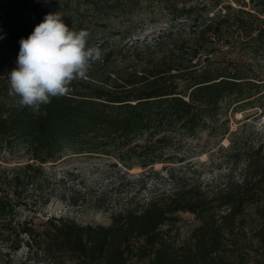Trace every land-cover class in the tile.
I'll use <instances>...</instances> for the list:
<instances>
[{
	"label": "trees",
	"instance_id": "1",
	"mask_svg": "<svg viewBox=\"0 0 264 264\" xmlns=\"http://www.w3.org/2000/svg\"><path fill=\"white\" fill-rule=\"evenodd\" d=\"M56 11L87 30L103 57L69 95L34 113L9 95L7 74L20 39ZM163 17L154 33L133 36L138 20ZM0 36V151L18 159L0 166V221L12 220L21 190L48 162L86 152L113 155L114 166L150 165L171 133L194 134L222 101L264 94L248 72L264 58V0H0ZM186 211L199 224L180 239L172 226ZM9 225L11 247L35 249L47 264H264L249 256L264 249V143L247 152L237 178L157 194L108 225L61 216L41 229L26 219Z\"/></svg>",
	"mask_w": 264,
	"mask_h": 264
},
{
	"label": "rangeland",
	"instance_id": "2",
	"mask_svg": "<svg viewBox=\"0 0 264 264\" xmlns=\"http://www.w3.org/2000/svg\"><path fill=\"white\" fill-rule=\"evenodd\" d=\"M167 22L164 17L156 25L138 20L133 36L150 35ZM251 64L250 76L255 74L256 81L264 84V58ZM169 142L160 160L146 166L137 162L130 168L120 163L114 166L113 155L86 152L46 163L35 182L21 190V204L12 220L0 221V264H47L35 249L11 247L5 229L10 222L26 219L41 229L48 217L61 216L80 224L108 225L113 214L137 207L157 194L192 183L211 190L230 177L237 178L247 152L264 143V94L245 102L222 101L217 113L205 119L194 134L178 129L170 134ZM16 157L0 151V166L13 167ZM246 216L251 218V210ZM178 218L172 232L185 239L199 220L187 211L178 212ZM249 256L264 257V249H250Z\"/></svg>",
	"mask_w": 264,
	"mask_h": 264
},
{
	"label": "clouds",
	"instance_id": "3",
	"mask_svg": "<svg viewBox=\"0 0 264 264\" xmlns=\"http://www.w3.org/2000/svg\"><path fill=\"white\" fill-rule=\"evenodd\" d=\"M63 17L60 11L46 14L32 33L19 41L16 67L7 79L9 95L20 108L39 112L52 98L69 95L72 83L86 79L103 57L102 49L89 43L90 33L69 28Z\"/></svg>",
	"mask_w": 264,
	"mask_h": 264
}]
</instances>
